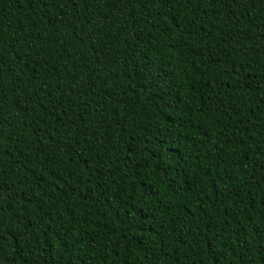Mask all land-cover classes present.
Here are the masks:
<instances>
[{
	"label": "trees",
	"instance_id": "obj_1",
	"mask_svg": "<svg viewBox=\"0 0 264 264\" xmlns=\"http://www.w3.org/2000/svg\"><path fill=\"white\" fill-rule=\"evenodd\" d=\"M0 264H264V0H0Z\"/></svg>",
	"mask_w": 264,
	"mask_h": 264
},
{
	"label": "snow or ice",
	"instance_id": "obj_2",
	"mask_svg": "<svg viewBox=\"0 0 264 264\" xmlns=\"http://www.w3.org/2000/svg\"><path fill=\"white\" fill-rule=\"evenodd\" d=\"M158 2H159L161 5L167 7V5L171 2V0H158ZM0 210H2V209H0ZM0 227H2V224H0Z\"/></svg>",
	"mask_w": 264,
	"mask_h": 264
}]
</instances>
